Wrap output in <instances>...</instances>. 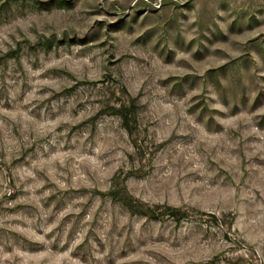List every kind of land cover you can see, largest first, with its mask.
Listing matches in <instances>:
<instances>
[{
  "label": "rangeland",
  "instance_id": "rangeland-1",
  "mask_svg": "<svg viewBox=\"0 0 264 264\" xmlns=\"http://www.w3.org/2000/svg\"><path fill=\"white\" fill-rule=\"evenodd\" d=\"M0 264H264V0H0Z\"/></svg>",
  "mask_w": 264,
  "mask_h": 264
},
{
  "label": "trees",
  "instance_id": "trees-1",
  "mask_svg": "<svg viewBox=\"0 0 264 264\" xmlns=\"http://www.w3.org/2000/svg\"><path fill=\"white\" fill-rule=\"evenodd\" d=\"M127 206H129V208H131L130 210L132 212H136V211H134L135 209H133L132 207H130V205H128V203H127ZM166 209H167V212H169V214L171 216H173V219L175 222L181 221L186 216L185 212H183L180 208L166 206ZM148 212H150L151 214H154V211H151V210L142 211V213L145 214L146 216H150L151 218H156L155 215H150V213H148ZM212 217L216 220L215 215H212Z\"/></svg>",
  "mask_w": 264,
  "mask_h": 264
}]
</instances>
